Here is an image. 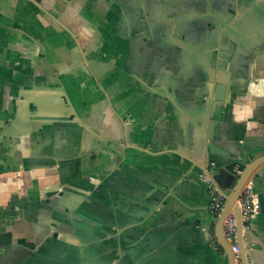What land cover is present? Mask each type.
Wrapping results in <instances>:
<instances>
[{
  "label": "crops",
  "instance_id": "crops-1",
  "mask_svg": "<svg viewBox=\"0 0 264 264\" xmlns=\"http://www.w3.org/2000/svg\"><path fill=\"white\" fill-rule=\"evenodd\" d=\"M263 156L264 0H0V264H228L201 175Z\"/></svg>",
  "mask_w": 264,
  "mask_h": 264
},
{
  "label": "water",
  "instance_id": "water-1",
  "mask_svg": "<svg viewBox=\"0 0 264 264\" xmlns=\"http://www.w3.org/2000/svg\"><path fill=\"white\" fill-rule=\"evenodd\" d=\"M217 89L219 85H216ZM224 88V87H222ZM222 99H218L221 101ZM223 101V100H222ZM264 169V156L253 160L248 164H243L239 161L232 162L225 166H213L207 169L205 174L209 175L217 189L223 194L225 204L223 210L219 214L215 225V237L222 252L227 257L228 264H234V255L231 251V246L236 245L238 248V256L241 264H256L252 253V242L249 248L245 249L243 246V220L241 211L237 200L239 195L248 180H250L256 173ZM219 173L230 174L231 182L222 183L219 179ZM230 211H233L237 219V232L227 241L222 233V226L226 216Z\"/></svg>",
  "mask_w": 264,
  "mask_h": 264
},
{
  "label": "built area",
  "instance_id": "built-area-1",
  "mask_svg": "<svg viewBox=\"0 0 264 264\" xmlns=\"http://www.w3.org/2000/svg\"><path fill=\"white\" fill-rule=\"evenodd\" d=\"M211 166H214L212 163ZM201 178L206 185L207 192L210 195L211 202L209 205V211L212 214L215 224L219 214L223 210L225 204V198L223 194L217 189V186L211 179V177L205 173H202ZM239 205L243 224L247 223L254 212V195L250 180L244 185L239 198L237 200ZM237 232V219L233 211H230L226 216L223 226L222 233L227 241H230L231 237ZM220 248V246L218 247ZM221 249V248H220ZM231 251L234 255V264H239L238 248L236 245L231 246Z\"/></svg>",
  "mask_w": 264,
  "mask_h": 264
},
{
  "label": "trees",
  "instance_id": "trees-1",
  "mask_svg": "<svg viewBox=\"0 0 264 264\" xmlns=\"http://www.w3.org/2000/svg\"><path fill=\"white\" fill-rule=\"evenodd\" d=\"M220 249V248H219ZM221 250V249H220Z\"/></svg>",
  "mask_w": 264,
  "mask_h": 264
}]
</instances>
